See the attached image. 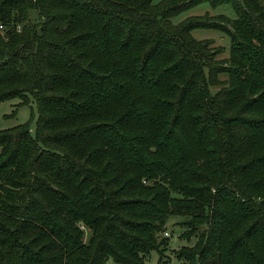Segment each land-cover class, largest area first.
Instances as JSON below:
<instances>
[{"label": "trees", "instance_id": "trees-1", "mask_svg": "<svg viewBox=\"0 0 264 264\" xmlns=\"http://www.w3.org/2000/svg\"><path fill=\"white\" fill-rule=\"evenodd\" d=\"M202 2L233 17L171 21ZM0 25V101L37 112L0 129V264H145L169 215L181 264H264V0H0Z\"/></svg>", "mask_w": 264, "mask_h": 264}, {"label": "rangeland", "instance_id": "rangeland-1", "mask_svg": "<svg viewBox=\"0 0 264 264\" xmlns=\"http://www.w3.org/2000/svg\"><path fill=\"white\" fill-rule=\"evenodd\" d=\"M157 0H154V2ZM207 13L209 15L224 14L233 17L231 8L227 5H220L211 8L207 3L202 2L189 9L181 11L171 18L173 23L187 17L189 15H201ZM191 36L197 40L208 39L210 47L220 48L221 50L215 54V59L226 58L228 52V38L218 30L196 28L190 32ZM214 88H212L213 90ZM37 116L36 105L34 100L30 99L27 104H21L19 98H10L0 101V129L14 126L19 123L27 122L28 130L31 136L35 134V119ZM182 219L178 215H169L166 219L163 231L157 234V238L166 237V245L161 252L153 249L144 256L145 264H181L182 259L178 256V250L184 246H192L195 237L185 238L183 232L186 227L181 225L179 221ZM105 264H115L110 258Z\"/></svg>", "mask_w": 264, "mask_h": 264}, {"label": "built area", "instance_id": "built-area-1", "mask_svg": "<svg viewBox=\"0 0 264 264\" xmlns=\"http://www.w3.org/2000/svg\"><path fill=\"white\" fill-rule=\"evenodd\" d=\"M0 28H1V25H0Z\"/></svg>", "mask_w": 264, "mask_h": 264}]
</instances>
